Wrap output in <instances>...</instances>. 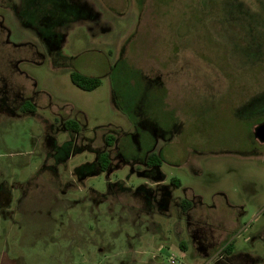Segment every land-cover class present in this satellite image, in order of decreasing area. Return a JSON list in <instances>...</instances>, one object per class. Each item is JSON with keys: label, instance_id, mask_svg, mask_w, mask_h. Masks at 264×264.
<instances>
[{"label": "rangeland", "instance_id": "374dc122", "mask_svg": "<svg viewBox=\"0 0 264 264\" xmlns=\"http://www.w3.org/2000/svg\"><path fill=\"white\" fill-rule=\"evenodd\" d=\"M56 1L0 0V264H264V0Z\"/></svg>", "mask_w": 264, "mask_h": 264}, {"label": "trees", "instance_id": "16d2710c", "mask_svg": "<svg viewBox=\"0 0 264 264\" xmlns=\"http://www.w3.org/2000/svg\"><path fill=\"white\" fill-rule=\"evenodd\" d=\"M38 4H39L38 7H40V8H39V11H35V13H39V14L42 13L43 15L48 14L47 18L50 21H53L57 18L64 19V20H67L70 18L69 20H72L75 16V11L68 9L67 7H63L61 4L58 5L56 0H39ZM34 8L36 9V7H34ZM70 80H71L72 84L75 85L77 88H79L83 91H87V92L93 91L100 86V80L98 78L88 77V76L82 75L76 71H73L70 73ZM21 110H22V112H34L33 106L28 102L24 103ZM233 115H235V114H233ZM235 118H237L236 115H235ZM254 121L257 123V121H259V119L254 120ZM246 123H249V121H246ZM64 127L67 130L73 131L75 133L80 131L79 124L73 120L66 121L64 124ZM108 164H109L108 154L105 152L100 154L99 158H98V165H99L100 170L102 172H105L107 170ZM146 165L151 167V168L160 167L161 166V160L159 159V157L156 154H150L147 157ZM172 182H175L176 186H179V181L176 180V181H172ZM183 208H185V207L183 206ZM226 250H227V252H229L230 248H228Z\"/></svg>", "mask_w": 264, "mask_h": 264}, {"label": "water", "instance_id": "95a60500", "mask_svg": "<svg viewBox=\"0 0 264 264\" xmlns=\"http://www.w3.org/2000/svg\"><path fill=\"white\" fill-rule=\"evenodd\" d=\"M253 135L255 139L259 140L260 142H264V122L256 125Z\"/></svg>", "mask_w": 264, "mask_h": 264}, {"label": "flooded vegetation", "instance_id": "af4514ba", "mask_svg": "<svg viewBox=\"0 0 264 264\" xmlns=\"http://www.w3.org/2000/svg\"><path fill=\"white\" fill-rule=\"evenodd\" d=\"M262 122H264V119H262L260 122H257L256 124H260V123H262ZM254 136V135H253ZM255 138V137H254ZM257 140V139H256ZM259 141V140H258ZM260 142V141H259ZM261 144H264V142H260Z\"/></svg>", "mask_w": 264, "mask_h": 264}]
</instances>
